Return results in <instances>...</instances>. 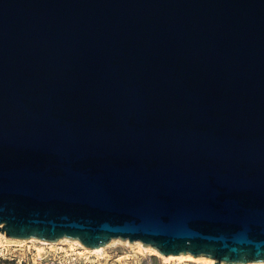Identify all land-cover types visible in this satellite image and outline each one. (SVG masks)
<instances>
[{
    "label": "water",
    "instance_id": "95a60500",
    "mask_svg": "<svg viewBox=\"0 0 264 264\" xmlns=\"http://www.w3.org/2000/svg\"><path fill=\"white\" fill-rule=\"evenodd\" d=\"M0 232L264 262V0H0Z\"/></svg>",
    "mask_w": 264,
    "mask_h": 264
},
{
    "label": "bare ground",
    "instance_id": "6f19581e",
    "mask_svg": "<svg viewBox=\"0 0 264 264\" xmlns=\"http://www.w3.org/2000/svg\"><path fill=\"white\" fill-rule=\"evenodd\" d=\"M29 243L35 248L36 254L41 255L45 249L51 252H57L58 249L63 248L64 245L68 246L67 256H81L87 262H99L109 261L110 255L107 250L115 245L125 246L129 253L128 255L121 256L116 260L117 264H127V262L133 261V259H139L140 257H156L164 264H232V263H217L215 260L203 256L194 257L191 254L169 255L164 256L160 254L156 249L151 246H146L140 241L131 242L123 239H112L108 244L99 248H88L81 244L78 240L63 238L56 242H46L39 239H13L6 237L5 234L0 232V254H4L7 248L12 246L26 247ZM39 245V246H37ZM118 247V246H117ZM28 248V247H27ZM113 249V247H112ZM69 252V253H68ZM38 257V256H37ZM91 258H94L91 260ZM113 258V257H112ZM116 259V258H115ZM76 260V259H75ZM244 264V263H237ZM246 264H264V262H253Z\"/></svg>",
    "mask_w": 264,
    "mask_h": 264
},
{
    "label": "rangeland",
    "instance_id": "374dc122",
    "mask_svg": "<svg viewBox=\"0 0 264 264\" xmlns=\"http://www.w3.org/2000/svg\"><path fill=\"white\" fill-rule=\"evenodd\" d=\"M112 247H110V249L107 250L108 254L110 255L108 262L99 261L98 263L97 262L89 263L81 256H72V257L67 256L66 254L69 249L67 245L63 246V248L65 249H58L57 252H51L48 249H45L44 252L41 253V255H38L36 254L37 252L35 248L32 247L31 243H29L26 247L12 246L7 248L4 254H0V264H117L116 260L119 257L130 254L129 250L125 246L115 245ZM93 259L94 258H91V260ZM127 264H164V263L161 260L157 259L156 257L147 256V257H140L139 259H133V261L127 262Z\"/></svg>",
    "mask_w": 264,
    "mask_h": 264
}]
</instances>
